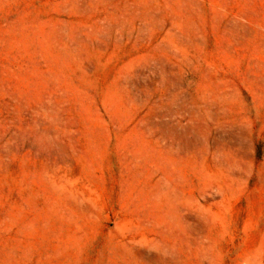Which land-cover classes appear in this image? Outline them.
Segmentation results:
<instances>
[{"label": "rangeland", "instance_id": "1", "mask_svg": "<svg viewBox=\"0 0 264 264\" xmlns=\"http://www.w3.org/2000/svg\"><path fill=\"white\" fill-rule=\"evenodd\" d=\"M0 264H264V0H0Z\"/></svg>", "mask_w": 264, "mask_h": 264}]
</instances>
